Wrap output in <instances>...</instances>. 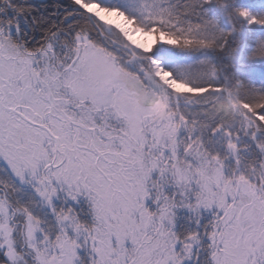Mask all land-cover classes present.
Here are the masks:
<instances>
[{"label":"rangeland","instance_id":"1","mask_svg":"<svg viewBox=\"0 0 264 264\" xmlns=\"http://www.w3.org/2000/svg\"><path fill=\"white\" fill-rule=\"evenodd\" d=\"M107 1L119 8L83 0H0V198L11 210L9 216L5 211L0 213V250L7 259L0 262L106 264L107 258L96 252L94 262H81L84 249L63 234L61 226L65 228L70 222L69 204L95 189L99 171L124 172L130 185L135 178L148 177L156 168L148 162V147L174 139L167 106L134 90L144 78L119 65L122 51L121 57L127 54L139 62L138 66L144 64L140 69L149 75L147 84L163 89V97L178 96L182 105H188L191 98L185 100V95L192 97L206 90L175 80L162 59L155 57L168 45L187 48L193 44L155 26L141 25L154 13L156 0ZM245 3L237 0L230 12L219 10L222 42L212 57L222 65L232 53L230 65L248 74L261 64L259 54L264 56V8L249 9ZM91 4L106 12L118 11L128 22L125 32L100 19L92 22L88 17L92 14L77 9ZM6 8L11 12L5 13ZM26 15L33 19V27L36 18L49 16L59 23L60 32H53L40 48L26 49L27 34L21 31L30 29ZM235 31L246 34L245 43L239 41L236 49L230 39ZM134 34L141 36L140 42L127 38ZM206 50L213 52L214 48ZM135 62H131L133 67ZM159 68L170 77L173 87L158 75ZM241 83L244 86L245 80L233 79L235 88ZM246 86L240 90L252 100L237 108L254 126L255 143L257 125L264 128V91H251L249 82ZM215 107L207 109L218 113ZM245 146L241 143L239 149ZM259 150L264 173V152ZM200 160V170L206 171V176L185 167L179 170L186 182H196V200L206 189H215L213 172L207 171L205 158ZM231 180L225 193L240 200L221 210L219 221L203 236L208 262L264 264V240L249 233L251 216H258L260 210L255 207V198L244 191L242 175H232ZM235 182L241 183L239 187L233 186ZM90 193L87 198L91 200L94 192ZM122 199L126 201V197ZM139 216L148 221L144 239L153 238L158 220L144 211ZM166 238L168 241H154L153 246H159L154 251L151 248L146 254L141 249L142 260L135 258L131 264H197L194 237Z\"/></svg>","mask_w":264,"mask_h":264},{"label":"trees","instance_id":"2","mask_svg":"<svg viewBox=\"0 0 264 264\" xmlns=\"http://www.w3.org/2000/svg\"><path fill=\"white\" fill-rule=\"evenodd\" d=\"M83 1L97 2L106 7H118L107 0ZM236 1L156 0L154 13L149 15V18L146 16L149 20L140 22L144 27L155 26L179 38L193 41L192 46L187 48H182L178 44L168 45L165 48L166 53L154 55L162 59L165 69L175 80L192 88L206 90L192 97L185 95L184 98H191L188 105H176L170 96L163 97L159 91L153 90L143 81L135 86L134 90L158 99L167 106L168 125L174 132V139L169 144L159 143L153 146L154 148L148 147L146 151L148 162L156 166L148 177L135 178L130 185L128 182L130 179L124 172L122 174L99 171L95 174L97 186L90 190L94 192L93 199L87 198L90 192L83 193L77 203L71 206L69 204L70 210L67 212L70 222L65 228L61 226V230L68 236L66 238L70 242L74 241L77 246L81 245L79 247L84 249L81 262L86 263L90 260L94 262L92 256L93 252H96L97 256L104 255L107 258L106 264H131L135 258L142 260L141 249L147 254L151 248L154 251V248L159 247L153 246L155 240L162 238L168 241L166 236L180 239L192 236L196 239L195 251L199 252L196 253L197 264H209L207 248L202 243L204 241L202 238L207 229L219 221L221 210L240 200L225 193L229 182L233 180L232 175L237 174L242 175L245 182L242 184L235 182L233 186L244 185V191L255 198L253 200L255 207L260 210L258 216L255 214L251 216L249 233L264 240V173L259 150L264 152V128L257 125L256 142L253 143L254 126L250 120L240 116L237 108L241 102L249 103L252 100V97L244 96L240 90L242 87L245 89L248 82L251 91H264V56L259 54L258 61L261 64L249 69L248 74L230 65L228 57L232 53L227 56L228 61L223 60L222 65L212 57L222 42L223 29L219 24L221 17L219 10L230 12L236 8ZM245 1L249 9L264 8V0ZM4 10L7 14L11 12L7 8ZM128 15L130 16L129 13ZM26 18L30 29L27 32L21 30L27 34L24 38L26 49L40 48L53 32H60L59 23L49 16L40 20L36 18L35 29L33 19L29 16ZM63 33L66 34L65 31ZM230 39L233 48L236 49L239 41L245 43L246 34L235 31ZM250 41L251 39L248 43ZM207 42L208 45H205ZM207 47L214 48V51L206 50ZM228 52L230 51H227V54ZM248 53L251 55L252 50ZM121 54L119 65L126 69L124 63L129 56L125 54L121 57ZM138 64L139 62H135L136 67H144V64L141 66ZM234 78L243 79V83L245 80V85L241 83L235 88ZM227 94L236 110L227 105L225 101ZM214 105L218 113L207 109ZM227 132L230 136L226 134ZM227 140L231 144L229 147L226 145L229 144ZM241 143L246 146L239 149ZM198 153L200 156H197ZM203 158L206 159L207 171L213 172L215 192L206 189L202 192V197L196 200L199 198L196 193L198 191L195 187L196 182L191 180L186 182L179 176V170L185 167L206 176V171L200 170L199 162ZM0 185H3V182H0ZM123 197H126V201L122 199ZM3 211L8 216L11 215L8 204L0 198L1 215ZM141 211H144L146 216H154L159 222L158 228L153 231L154 237L149 240L144 239V234L149 230L146 228L148 221H141L139 216ZM111 227L115 233L110 230ZM0 261H7L2 250Z\"/></svg>","mask_w":264,"mask_h":264},{"label":"bare ground","instance_id":"3","mask_svg":"<svg viewBox=\"0 0 264 264\" xmlns=\"http://www.w3.org/2000/svg\"><path fill=\"white\" fill-rule=\"evenodd\" d=\"M82 7L90 14H92L94 17L97 19H100L102 21H105L111 25H114L121 31L125 32V30L128 27V22L127 20L118 14V11L113 10L110 12H106L103 9H100L98 6L91 4L89 6L87 5H82ZM127 38L130 40H133L135 42H140L141 41V36L139 34H134V35H127ZM158 75L161 76L163 81H165L167 84L173 87V82L170 79V77L163 73L162 70L159 68L158 70Z\"/></svg>","mask_w":264,"mask_h":264},{"label":"water","instance_id":"4","mask_svg":"<svg viewBox=\"0 0 264 264\" xmlns=\"http://www.w3.org/2000/svg\"><path fill=\"white\" fill-rule=\"evenodd\" d=\"M77 9H79V10H81V11H83V12H85L86 13V10L85 9H83L82 7H78ZM89 17V19H91V21L93 22V20H96V21H100L99 19H97L96 17H91V16H88ZM0 264H7V263H3V262H0Z\"/></svg>","mask_w":264,"mask_h":264}]
</instances>
